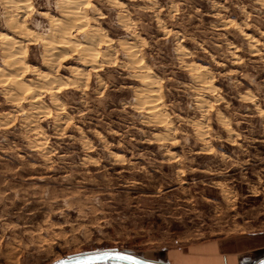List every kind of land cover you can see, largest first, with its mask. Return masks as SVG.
Returning <instances> with one entry per match:
<instances>
[{
    "label": "rangeland",
    "instance_id": "374dc122",
    "mask_svg": "<svg viewBox=\"0 0 264 264\" xmlns=\"http://www.w3.org/2000/svg\"><path fill=\"white\" fill-rule=\"evenodd\" d=\"M30 1L18 12L0 0V30L8 15L35 30L22 80L49 73L67 85L33 102L30 92L12 100L0 83V264H59L101 249L146 259L251 234L264 242V0L82 2L86 26L73 36L111 40L96 42L101 60L75 85L66 67L80 59L44 48V28L63 15L57 0ZM46 53L57 60L42 66Z\"/></svg>",
    "mask_w": 264,
    "mask_h": 264
},
{
    "label": "bare ground",
    "instance_id": "6f19581e",
    "mask_svg": "<svg viewBox=\"0 0 264 264\" xmlns=\"http://www.w3.org/2000/svg\"><path fill=\"white\" fill-rule=\"evenodd\" d=\"M86 1L87 0H57V2H58L57 5L62 10L61 11L62 12L61 14H63V15H61L62 18L60 17V19H53V17H52L51 18L52 22H50L51 25L49 24V26L44 28V30H45L44 35L45 36L43 38H46L44 48H46V50L48 52H50V50L60 48V50H63V52H65L63 54H66V53L68 54V53L73 52L74 55L80 59L81 62L78 65H72V64H70V65L68 64L69 66L66 65L67 66L66 69H68V67H71L73 69V72H74L73 77H70V76H68V77L66 76V77L68 79L67 81H69V84L71 83L74 85L77 83V81H79L77 79L78 76L81 75L82 73H84V72H82L84 70L83 66H88L92 62L95 65H97L96 64L97 61L101 60L102 54H101V51L99 50V48L96 47V45H95L96 42H98L99 40L104 41V42H109L111 40L110 37H108L106 35H104V36L98 35L99 34L98 32H96V33H98L97 35L93 34L92 32L89 31V29L83 31L84 36L81 39H78L75 35H74L75 37L73 36V31L75 29L79 30V29L83 28L84 26H86L87 21L83 19V17L86 15L84 13L82 14L79 11L80 4L82 2H86ZM6 2H9L12 6H14L18 10V12H22L24 10V8L29 10L31 8V6H33L32 5L33 3H31L30 0H6ZM76 9H78V10H76ZM96 11H97V9H96ZM40 14L44 18H46L47 16L50 15L48 12H42V11L40 12ZM8 16L9 17L7 19H8V24L10 25V28H6L4 31L0 30V45H1V47L4 48V51H5L4 55L2 54L4 56V59L0 62V83H2L1 85H3V86H7V88H3L4 90H6L5 92L7 94L9 93L12 100H15V101L22 99L25 95H27V93L29 94V92H30L31 94H33V95L29 94L30 97L34 98L33 102H36L39 92L41 94L43 92L48 91L47 90L48 88L52 89L53 87L57 88V86H63V84L67 85L66 84L67 82H65V80H63V78L62 79L56 78L53 75H49V73L47 75L42 76L43 82H41L39 84H34V83L30 84V83L22 80L23 77H22L21 73H23V71H28L29 69H31V64H30V62H27L26 56L24 55V51H25L24 48L26 47L25 40H28L29 38L31 39L35 30L32 31L31 29H29L28 26L20 25L18 15H17V17H16V15L15 16L14 15H8ZM90 18H91V16H90ZM130 49H132V48H130ZM132 51H133V49H132ZM57 53L60 54V52H57ZM63 54H62V57L65 56ZM108 54L109 53L105 52L103 56L104 57L108 56ZM134 54H137V53L133 52L131 54V56H133ZM77 57L73 58L70 56V57H67V58H64L61 60L63 62L73 63V62H75V59H77ZM134 58H135V56L132 59L133 62L134 61L139 62V63H137L138 68H140V67L144 68L145 67L146 63L143 60V58L137 57V58H135V60H134ZM105 59L108 60V58L105 57L103 59V61ZM54 60H57V59H53L52 53H46V55L43 57L42 66L50 65V63H52ZM150 76L152 77V75H150ZM150 76L148 74L145 76L147 79L146 80L147 86L152 84V83L153 84L155 83L152 78L150 79ZM145 77L143 76V78H145ZM31 80L32 79H28V81L32 82ZM142 82H144L143 84H145L144 80ZM10 84H12V87L10 88V91H9L8 86ZM143 90H145V87ZM143 90H142V92H143ZM157 91L158 90L155 89L154 85H151L150 89L148 87L145 90V93H143L144 98H145V102L147 104L146 106H148V108L150 109L149 112H151L152 115L155 113H158V110H160L158 108L159 104L155 103L157 98L160 96V95H158ZM35 92H38V93H36L37 95L34 94ZM54 96H55V101L58 103L57 100H59V98L56 95H54ZM135 100H136V97H135ZM34 108L38 109V111L41 113V112H45L46 108H50V107H48V105H42V106L38 105Z\"/></svg>",
    "mask_w": 264,
    "mask_h": 264
},
{
    "label": "crops",
    "instance_id": "0c3cea01",
    "mask_svg": "<svg viewBox=\"0 0 264 264\" xmlns=\"http://www.w3.org/2000/svg\"><path fill=\"white\" fill-rule=\"evenodd\" d=\"M254 236L214 238L165 248L146 260L152 264H259L264 260V242Z\"/></svg>",
    "mask_w": 264,
    "mask_h": 264
},
{
    "label": "snow or ice",
    "instance_id": "6c2138e0",
    "mask_svg": "<svg viewBox=\"0 0 264 264\" xmlns=\"http://www.w3.org/2000/svg\"><path fill=\"white\" fill-rule=\"evenodd\" d=\"M108 259L126 262V264H152L150 260L140 259L114 249H101L95 253H79L76 256L69 257L67 260L60 261L59 264H99L100 261ZM259 264H264V260H261Z\"/></svg>",
    "mask_w": 264,
    "mask_h": 264
}]
</instances>
